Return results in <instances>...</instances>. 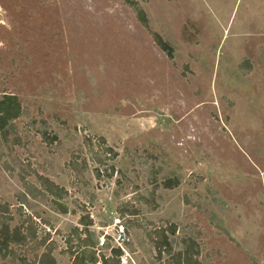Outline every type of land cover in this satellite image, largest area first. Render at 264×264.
Segmentation results:
<instances>
[{"label": "rangeland", "instance_id": "rangeland-1", "mask_svg": "<svg viewBox=\"0 0 264 264\" xmlns=\"http://www.w3.org/2000/svg\"><path fill=\"white\" fill-rule=\"evenodd\" d=\"M135 1L173 58L123 0H0V93L25 109L23 146H0L12 228L33 217L58 264H72L86 214L98 240L116 219L128 227L121 264L168 262L150 235L171 225L174 249L195 237L203 264H264V0ZM101 138L118 153L112 179L97 178L88 152ZM23 169L64 187L76 214H58L49 199L18 216ZM166 177L181 185L153 194ZM36 247L12 246L25 264L37 263ZM98 253L99 264L112 259L106 246Z\"/></svg>", "mask_w": 264, "mask_h": 264}, {"label": "trees", "instance_id": "trees-1", "mask_svg": "<svg viewBox=\"0 0 264 264\" xmlns=\"http://www.w3.org/2000/svg\"><path fill=\"white\" fill-rule=\"evenodd\" d=\"M177 1V0H168ZM123 2L130 7L136 15L140 24L150 33L156 42L157 46L170 58H173V49L168 42L153 32L149 26V19L146 12L135 0H123ZM25 116V109L19 97L11 94L0 93V146L8 150L15 149L16 146H23L22 139L18 132L16 121ZM35 124V123H34ZM41 126L38 133L46 139L49 143H54L58 140L57 136H51L48 133V127L45 122H40ZM97 149L93 144L88 145V152L91 156L93 164H95V173L97 178L102 175L108 176L112 179L116 174L115 165L110 162H115L118 158V153L113 147H109L105 139L101 138ZM22 168V167H20ZM104 168V169H101ZM22 175L23 192L19 194V203L17 207V215L21 218L25 215V208L30 205V200H49L55 207L56 212L61 215L76 214L69 209L67 205L68 191L57 185L48 177L36 174V182L30 181L26 178L31 173L29 170H24ZM153 194L156 190L163 188L165 190H174L181 185V179L178 177L163 178L158 181L157 178L152 181ZM10 205L0 203V258L6 260L12 256V260L20 261V264H25L26 260L20 257L12 246L22 247L29 242H37V250L43 249V253L39 255L37 263L34 264H58L54 257V252L57 249L55 241H51L50 234L47 232L45 237H39V227L33 217H27L22 225L12 228V222L15 220L10 213ZM130 215L135 216L134 212ZM80 226L75 227L73 234L79 237L78 249L74 252L70 251L72 257V264H99L98 253L99 240L96 239L95 233L90 230L92 221L90 215H82L79 220ZM133 226V223H132ZM26 228V229H25ZM128 230V227H127ZM177 227L171 225L169 229H159L155 237L150 235L154 249L157 252V259H163V256H168L169 261L161 264H203L201 260V249L198 239L195 237H185L181 240L182 249L176 251L174 249L173 241L170 236H175ZM131 241L127 244V246ZM110 245L107 246L110 249ZM72 250V248H71ZM112 259L106 258L102 255L101 260L103 264H121V257L123 251L119 248L111 249ZM30 264V263H29Z\"/></svg>", "mask_w": 264, "mask_h": 264}, {"label": "built area", "instance_id": "built-area-1", "mask_svg": "<svg viewBox=\"0 0 264 264\" xmlns=\"http://www.w3.org/2000/svg\"><path fill=\"white\" fill-rule=\"evenodd\" d=\"M115 229L112 235H110L107 231H103L101 236L99 237V244H98V249L103 247H107L109 244L106 245V241H110V236L113 238L115 241L116 245H112L110 247V251L112 248H119L123 251V254L126 255L127 251L125 247L127 244L130 242V238L126 229V226L122 224L120 219L115 220Z\"/></svg>", "mask_w": 264, "mask_h": 264}]
</instances>
